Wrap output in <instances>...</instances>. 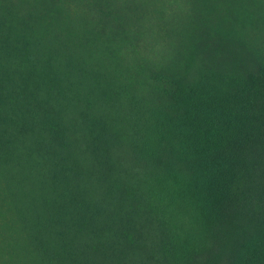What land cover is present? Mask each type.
<instances>
[{
	"label": "trees",
	"instance_id": "16d2710c",
	"mask_svg": "<svg viewBox=\"0 0 264 264\" xmlns=\"http://www.w3.org/2000/svg\"><path fill=\"white\" fill-rule=\"evenodd\" d=\"M159 1L0 0V264H264V51Z\"/></svg>",
	"mask_w": 264,
	"mask_h": 264
},
{
	"label": "rangeland",
	"instance_id": "374dc122",
	"mask_svg": "<svg viewBox=\"0 0 264 264\" xmlns=\"http://www.w3.org/2000/svg\"><path fill=\"white\" fill-rule=\"evenodd\" d=\"M231 5L219 19L221 30L237 33L264 51V0H236ZM190 9L188 0H160L146 6L141 22L142 31H146L141 42L145 56L161 58L171 52L174 31Z\"/></svg>",
	"mask_w": 264,
	"mask_h": 264
}]
</instances>
